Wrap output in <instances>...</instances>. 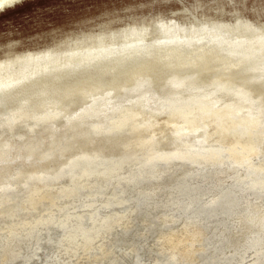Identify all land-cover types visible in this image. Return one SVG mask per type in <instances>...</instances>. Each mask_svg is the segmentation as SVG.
<instances>
[{
    "label": "bare ground",
    "instance_id": "6f19581e",
    "mask_svg": "<svg viewBox=\"0 0 264 264\" xmlns=\"http://www.w3.org/2000/svg\"><path fill=\"white\" fill-rule=\"evenodd\" d=\"M228 27L0 58V264H264V36Z\"/></svg>",
    "mask_w": 264,
    "mask_h": 264
},
{
    "label": "rangeland",
    "instance_id": "374dc122",
    "mask_svg": "<svg viewBox=\"0 0 264 264\" xmlns=\"http://www.w3.org/2000/svg\"><path fill=\"white\" fill-rule=\"evenodd\" d=\"M169 21L184 26L227 25L229 31L233 27L228 26L245 24L250 28L249 32L233 35L239 34L252 41L264 36V0H26L0 12V58L53 46L64 48L75 42L90 43L99 33H117L130 26L144 24L152 30L159 23ZM157 34L152 32L153 36ZM183 67L178 69L186 70ZM154 72L149 73L152 79L157 77ZM201 73L197 89L208 93L216 91L215 72L203 70ZM228 89L231 97L256 104L259 101L247 85L237 81L231 82ZM91 97L84 98V105L91 103ZM78 200L77 203L85 204ZM248 201V205L256 202L254 199ZM136 253L137 256L132 258L135 264H154L149 263L151 257L147 254L151 252L146 246Z\"/></svg>",
    "mask_w": 264,
    "mask_h": 264
},
{
    "label": "water",
    "instance_id": "95a60500",
    "mask_svg": "<svg viewBox=\"0 0 264 264\" xmlns=\"http://www.w3.org/2000/svg\"><path fill=\"white\" fill-rule=\"evenodd\" d=\"M2 10V9H1Z\"/></svg>",
    "mask_w": 264,
    "mask_h": 264
}]
</instances>
